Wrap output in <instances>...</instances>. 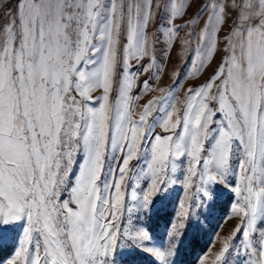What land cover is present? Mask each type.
<instances>
[{
    "label": "snow or ice",
    "instance_id": "snow-or-ice-1",
    "mask_svg": "<svg viewBox=\"0 0 264 264\" xmlns=\"http://www.w3.org/2000/svg\"><path fill=\"white\" fill-rule=\"evenodd\" d=\"M221 190L193 264H264V0H0V264H172Z\"/></svg>",
    "mask_w": 264,
    "mask_h": 264
},
{
    "label": "rangeland",
    "instance_id": "rangeland-1",
    "mask_svg": "<svg viewBox=\"0 0 264 264\" xmlns=\"http://www.w3.org/2000/svg\"><path fill=\"white\" fill-rule=\"evenodd\" d=\"M193 9H189V15H191ZM179 22V21H178ZM162 59V58H161ZM219 60V57H217ZM181 63V58L177 56L176 50H173L172 59L168 62L167 71L171 73L173 69L177 68ZM196 81H185V86L191 83H199ZM172 83L170 75L166 74L159 81L160 87H165ZM99 95V92L96 93ZM180 95H183L182 90H180ZM144 101L141 100L142 104ZM185 199V190L182 188L181 184L177 183L173 189L169 198L163 201H157L152 207L150 216H145L144 222L151 230L153 241L152 243L156 245H167V226L173 222L176 214L179 212V203ZM231 196L226 192L221 190L218 195L216 203L212 206L210 213L208 215L207 225L203 231H200L193 227H188L184 231L183 237L179 240L178 246L175 248V255L172 257V264H193L195 257L198 254L204 253L209 250V245L213 242V237L218 238L227 236L232 228L235 226L236 221L230 220L223 223L220 227L221 218L228 213L230 207ZM187 206V203H186ZM203 211V209H202ZM20 229L17 228V232ZM219 243L218 240L215 246L211 249L212 252L218 251ZM13 249L8 248L6 251L0 253V255L7 257L11 255ZM123 264H152V259L142 253H129L122 255L120 257ZM231 257L229 258V264H231Z\"/></svg>",
    "mask_w": 264,
    "mask_h": 264
}]
</instances>
